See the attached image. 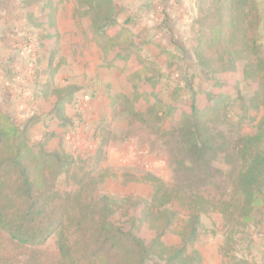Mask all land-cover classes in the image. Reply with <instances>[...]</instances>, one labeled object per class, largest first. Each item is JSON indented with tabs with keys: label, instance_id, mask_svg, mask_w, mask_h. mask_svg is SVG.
Masks as SVG:
<instances>
[{
	"label": "trees",
	"instance_id": "1",
	"mask_svg": "<svg viewBox=\"0 0 264 264\" xmlns=\"http://www.w3.org/2000/svg\"><path fill=\"white\" fill-rule=\"evenodd\" d=\"M64 1L20 0L28 10L29 28L35 22L44 29L38 53L51 58L59 45L52 12L54 4ZM193 1L201 15L194 54L209 80V92L165 81L159 65L136 43L130 31L133 20L120 23L114 0H77V12L85 34L102 51L106 66L120 71L122 87L129 93L117 96L112 105L123 106L143 121L154 115L161 123L179 122L181 151L204 171L225 152L212 129L232 106L231 94L243 83L253 89L249 108L260 119L255 131L242 136L235 147L236 169L227 193L217 200L190 196L188 220L177 224V196L151 176V203H134L130 219L115 223L123 200L97 196L91 183L73 194H60L56 181L72 159L52 150L47 140L34 147L29 138L33 122L19 125L0 108V264H203L200 252L193 249L202 234V216L221 214L228 242L264 227V0ZM77 92L73 87L58 89L51 103L44 97L45 107L66 124V106ZM172 230L179 245L164 242ZM52 238L56 251L47 250Z\"/></svg>",
	"mask_w": 264,
	"mask_h": 264
},
{
	"label": "rangeland",
	"instance_id": "2",
	"mask_svg": "<svg viewBox=\"0 0 264 264\" xmlns=\"http://www.w3.org/2000/svg\"><path fill=\"white\" fill-rule=\"evenodd\" d=\"M161 1L114 3L120 23L126 18L133 20L130 31L136 43L142 46L146 58L159 65L165 81L182 83L185 90L211 91L194 54L198 44L196 22L201 17L198 9L185 6L182 15L167 20L165 25L173 28V32H167L155 18L158 8L162 11ZM54 8L59 45L56 56L51 58L38 53L44 29L35 22L29 28L28 10L20 0H0V108L19 125L33 122L29 138L34 147L47 140L52 150L72 159L69 170L56 181L57 191L73 194L91 183L97 196L123 200L113 217L115 223L130 219L134 203L146 207L151 203V176L160 179L177 196L178 202L173 205L178 213L177 224L188 220L190 196L199 194L217 200L226 194L236 169L235 147L242 136L255 131L260 119L249 108L253 89L243 83L239 92L231 94L232 106L212 129L225 152L219 154L210 171H204L181 151L179 122L163 120L161 127L154 115L143 121L123 106L112 105L117 96H129L120 82V71L106 66L102 51L85 34L77 0H65L54 4ZM39 15L40 11L37 18ZM65 87L78 89L73 102L66 106V124L45 107L46 102L55 99L56 91ZM201 224L202 234L193 249L200 252L203 264H264V227L250 229L247 235H236L228 242L226 221L221 214L202 216ZM164 242L175 246L180 244V238L172 230ZM56 249V239L52 238L47 250ZM147 264L164 263L150 260Z\"/></svg>",
	"mask_w": 264,
	"mask_h": 264
},
{
	"label": "crops",
	"instance_id": "3",
	"mask_svg": "<svg viewBox=\"0 0 264 264\" xmlns=\"http://www.w3.org/2000/svg\"><path fill=\"white\" fill-rule=\"evenodd\" d=\"M161 2H163L162 11L160 10V8H158L159 12L157 13V16L155 18L159 19V22H161L160 24H162V26L164 27V30H167V32H173L172 26L167 27L165 25V23L167 24L171 21V19H173L172 17L173 15L174 16L175 15L178 16L179 14L182 15L183 12H185L186 10L185 6H189V7L191 6L193 9V6H192L193 3H189L186 0H162ZM0 36H3V35L0 34Z\"/></svg>",
	"mask_w": 264,
	"mask_h": 264
}]
</instances>
